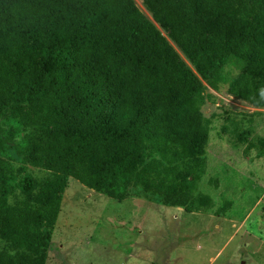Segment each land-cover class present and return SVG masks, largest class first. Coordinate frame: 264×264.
I'll list each match as a JSON object with an SVG mask.
<instances>
[{"label": "trees", "instance_id": "obj_1", "mask_svg": "<svg viewBox=\"0 0 264 264\" xmlns=\"http://www.w3.org/2000/svg\"><path fill=\"white\" fill-rule=\"evenodd\" d=\"M145 2L189 62L133 0H0V264H45L70 176L195 211L207 124L193 69L218 81L231 67L229 94L264 108V0Z\"/></svg>", "mask_w": 264, "mask_h": 264}, {"label": "rangeland", "instance_id": "obj_2", "mask_svg": "<svg viewBox=\"0 0 264 264\" xmlns=\"http://www.w3.org/2000/svg\"><path fill=\"white\" fill-rule=\"evenodd\" d=\"M133 2L189 62L145 0ZM193 70L203 84L201 113L207 124L204 173L192 191L195 211L144 194L116 200L70 176L45 264H264V160L252 166L264 156V108L229 94L236 73L231 67L218 81ZM191 160L178 162L179 171ZM26 166L44 174L29 162ZM201 195L209 196L210 207L201 205Z\"/></svg>", "mask_w": 264, "mask_h": 264}, {"label": "crops", "instance_id": "obj_3", "mask_svg": "<svg viewBox=\"0 0 264 264\" xmlns=\"http://www.w3.org/2000/svg\"><path fill=\"white\" fill-rule=\"evenodd\" d=\"M264 160V156L262 155V156H259V157H257V158H255V163L254 164H252V166H262L263 164H262V161ZM236 204H234L233 203V206L231 207V208H229V210L226 212V214L224 215V217H226V218H224L225 220H227L228 219V217H229V213L234 209V206H235ZM253 205V204H252ZM264 244V240H262V244H261V246Z\"/></svg>", "mask_w": 264, "mask_h": 264}]
</instances>
